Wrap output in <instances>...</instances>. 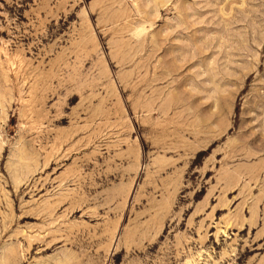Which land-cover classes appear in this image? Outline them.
Instances as JSON below:
<instances>
[{
  "label": "rangeland",
  "instance_id": "rangeland-1",
  "mask_svg": "<svg viewBox=\"0 0 264 264\" xmlns=\"http://www.w3.org/2000/svg\"><path fill=\"white\" fill-rule=\"evenodd\" d=\"M0 264H264V0H0Z\"/></svg>",
  "mask_w": 264,
  "mask_h": 264
},
{
  "label": "bare ground",
  "instance_id": "bare-ground-1",
  "mask_svg": "<svg viewBox=\"0 0 264 264\" xmlns=\"http://www.w3.org/2000/svg\"><path fill=\"white\" fill-rule=\"evenodd\" d=\"M146 32V28H145V25H140L138 26L136 29H135V36L138 38V37H141L144 33ZM13 65V64H12ZM6 72V70L4 71ZM18 72V71H17ZM16 72V73H17ZM7 73V72H6ZM7 77V76H6ZM5 77V78H6ZM251 213H254V212H251Z\"/></svg>",
  "mask_w": 264,
  "mask_h": 264
}]
</instances>
